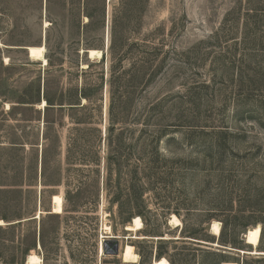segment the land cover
<instances>
[{"label": "rangeland", "instance_id": "rangeland-1", "mask_svg": "<svg viewBox=\"0 0 264 264\" xmlns=\"http://www.w3.org/2000/svg\"><path fill=\"white\" fill-rule=\"evenodd\" d=\"M129 6L128 20L117 29L122 53L131 56L123 62L125 70L144 54L146 45H157V38L149 37L155 29L163 27L168 34L172 28L168 50L173 68L144 88L130 116L134 119L139 113L143 115L140 121L149 120L146 111L162 99L164 107L173 106L169 118L175 127L172 140L160 143V151L171 164L155 191L144 197L148 224L145 227L142 221L143 230L138 233L127 230L130 224L120 223L117 205L106 199L103 183L108 45L112 16L120 10V1L106 0L105 26L96 42L106 57L100 64L102 57L89 59L83 54L86 38L93 34L82 30L87 20L80 15L79 0H0V142L21 144L14 149L0 145V190L18 191L7 197L0 194V218H12L7 223L0 220V226L22 223L13 234L0 235V264H26L31 254L41 264H140V254L145 252L151 253L153 264L161 242L166 244L167 256L180 255L177 261L181 259L182 264H264V255L242 254L231 245L223 246L233 242L244 252H253L244 234L260 226L257 252H264V0H150L146 13L142 0H132ZM40 45L46 46L44 56L49 57L50 66L28 58L25 48ZM88 63L92 67L83 75ZM101 67L98 183L94 187L92 178L80 182L77 167L66 165L73 125L69 112L54 109L48 113V154L52 168L60 171L67 187H43L35 172L40 174L44 109L39 107L41 103L11 102L30 99L38 86L43 89L45 81L52 89L63 91L80 87L85 76L96 79ZM129 126L134 132L133 143L139 144L143 127ZM127 136L125 131V139ZM66 190L76 196L77 212L63 213ZM6 198L11 203L3 207ZM44 208L59 215L61 221L47 216ZM66 208L74 210L69 203ZM90 208L94 213H88ZM19 214L21 220L14 218ZM173 216L180 221L179 228L169 225ZM214 221L221 224V235L216 238L210 235ZM232 222L248 226L233 233ZM105 227L110 228L109 234ZM41 229L47 231L50 251L46 263L39 244ZM190 234L199 240L188 238ZM101 237L117 238L120 253L125 246H132L133 259L125 260L121 254L101 256ZM33 240L35 249L23 255ZM206 253L223 255L224 261Z\"/></svg>", "mask_w": 264, "mask_h": 264}, {"label": "trees", "instance_id": "trees-1", "mask_svg": "<svg viewBox=\"0 0 264 264\" xmlns=\"http://www.w3.org/2000/svg\"><path fill=\"white\" fill-rule=\"evenodd\" d=\"M119 1L120 10L116 12V15L114 13L112 16L111 37L108 45L107 60L109 65L107 84L109 86V105L107 110V127L104 137L105 157L103 160L105 176L103 178V183L106 199L109 200L110 204L117 205V214L121 221L120 223L122 225L130 224L131 219L133 220L135 217H139L143 221L144 226L147 227L148 222L146 220V215L148 209L145 205L144 197L146 194L155 191L154 187L162 182L164 170L171 164V160L166 158L160 151V143L164 139H167V142L172 140L171 135L174 133L175 127L173 123L169 121V118L173 106L164 107V100L162 99V101L152 105L149 111H146V118L149 120L140 121L143 115L139 113L134 119L133 117L131 119L130 116L132 115L133 108H135V102L137 98L142 95L144 88L173 68L169 63L171 60V52L168 50V38L171 37L172 28L169 29L168 34H165V29L163 27L155 29L149 37L150 39L157 38V45H146L144 54L139 59H134L131 67L125 70L123 62L127 57L131 59V56L125 51L122 53L119 39H117V29L119 25L122 24V21L128 20L129 5L132 0ZM149 3L150 0H142L143 13L147 12L146 10L148 9ZM79 4L82 6L80 15L87 20V23L82 26V30H84L85 33L93 34V36L86 38V42L83 45V54L88 56V51L92 49L104 51L96 42L99 40L100 31H102L105 26L106 0H79ZM105 58V54H103L99 63L102 64ZM46 60L48 63L47 65L50 66L51 62L49 57H47ZM91 67L92 64L88 63L86 70H84L82 74L86 75ZM103 77V69L101 67V70L97 72L96 79L92 81L91 77L87 79L85 76L84 82L80 87L75 85L66 91L57 88L52 89L49 87L47 81H45L43 93L40 86H38L34 96L30 99L25 100L24 98H18L15 102H11L13 105L33 106L42 101L46 104L44 108L40 174H38L37 171L35 172L36 178L40 179L41 186L67 187V183L64 182L60 171L56 172V170L52 168L48 154L49 144L51 142L48 137L51 126V123L48 121V113L54 109L66 110L69 112V121L73 125L70 129L73 137L69 138L66 147V165H71L74 168L77 167L75 171L79 174L78 180L80 182H83V179L87 180L92 178L94 187L96 183H98L100 173L99 167L102 160L100 156V144L102 141L101 130L98 125L101 122V90ZM4 99H7V97L4 96ZM9 110H11V107ZM150 110L157 111V114L152 115ZM155 115H157L156 121L150 123V119ZM129 124H133L134 126L138 124L143 127L140 132L141 136L138 139L139 144L133 143L134 132L132 129H128L130 127ZM125 131L128 133L127 139H125ZM58 141L59 139H57V142ZM57 142H55V144ZM1 144H6V146H10L8 148L12 149L21 145L15 143V141L0 142V145ZM135 155L139 156L136 162L133 161ZM113 189H116L117 192L114 191V193H112ZM17 192L0 190V194L4 197L17 194ZM44 193L45 191L42 190L40 195L42 199ZM62 198L64 202L63 213L77 212L74 209L76 208L74 206L76 202V196L74 194L66 190ZM10 203L11 199L6 198L1 204H3V207H7ZM68 203L74 209L73 211H67L66 205ZM43 210V212L47 213V216L55 219L58 223L61 221L59 215H52L50 210H45V208ZM88 210V213H94L95 209L90 208ZM20 217V214L14 216V218H18V220H21L19 219ZM10 219L12 218L7 216L0 218V220L6 223ZM256 222L263 224L262 221ZM256 222H254V224H256ZM21 224L22 223L19 222L15 225L0 226V235H10L11 232L13 234L14 231L12 230ZM226 226L227 224L224 223V229H227ZM246 226L248 225L237 226L235 222H232L231 229L233 233L236 230L240 232L244 230ZM46 233L47 231L41 229L39 234L41 250L46 254L44 256L45 263L48 261V256L50 254L49 249L46 247ZM51 233L54 235L57 231H51ZM187 237L199 240L192 234ZM210 239L212 240L213 238L208 236V240ZM7 241L10 242L11 239L8 237ZM1 242L2 241H0V243ZM227 244L231 245L232 248L241 251L244 250L240 246H235L233 242H225L223 246ZM165 246V243H159L155 253L156 261L166 255V260L169 264H182L184 262L181 261V259L177 261L180 255L167 256ZM35 247L36 240H33V243L28 245L25 249L23 255L27 256L28 252L31 249L34 250ZM206 254L211 257L216 256L219 262L224 261L223 255L213 256L210 255V253ZM140 256L142 259L140 264H150L151 253L145 252L140 254ZM70 258L74 263L78 262L72 253L70 254ZM11 263L14 264V261H11ZM20 264H24V261ZM103 264L119 263L103 262Z\"/></svg>", "mask_w": 264, "mask_h": 264}, {"label": "bare ground", "instance_id": "bare-ground-1", "mask_svg": "<svg viewBox=\"0 0 264 264\" xmlns=\"http://www.w3.org/2000/svg\"><path fill=\"white\" fill-rule=\"evenodd\" d=\"M46 26H47V23H45V27ZM45 51L46 49L43 45L36 46V47H27L26 49L28 58L31 59L32 61L40 62L41 64H43V66L47 65V60L44 56ZM87 55L89 59H94V58L100 59L103 56V53L101 51L92 49L88 51ZM45 106H46L45 102L42 101L39 107L41 109H44ZM39 216L40 215H38V217ZM169 225L173 226L174 228H179L181 226V223L177 217L173 216L169 221ZM104 230L107 231L108 234L110 233L109 227H105ZM127 230L130 232H135V233L142 231L143 230L142 220L139 217H135L130 223V225L127 226ZM220 232H221V224L216 221L212 222L210 226V235L216 238L220 236ZM260 232H261L260 226L250 228L246 231V233L244 234L245 243L246 245H249L252 248L253 252L241 251L242 254L247 253L251 255H256V254L264 255V252L263 253L257 252V248L259 247ZM101 238L102 240L100 242V248H101V243L103 241V237ZM120 254H121V257H123V259L131 260L134 257V248L132 246L127 245L122 249ZM41 263H42L41 260L33 254H31L26 260V264H41ZM155 264H169V263L165 258H161L155 261ZM223 264H236V263H223Z\"/></svg>", "mask_w": 264, "mask_h": 264}, {"label": "water", "instance_id": "water-1", "mask_svg": "<svg viewBox=\"0 0 264 264\" xmlns=\"http://www.w3.org/2000/svg\"><path fill=\"white\" fill-rule=\"evenodd\" d=\"M26 49L27 48H25V50ZM42 93H43V89H42ZM37 218H39V217H37ZM99 254L101 256H113V257L120 256L118 239L112 238V237L104 238L102 243H101V248L99 246ZM153 264H155V262Z\"/></svg>", "mask_w": 264, "mask_h": 264}]
</instances>
